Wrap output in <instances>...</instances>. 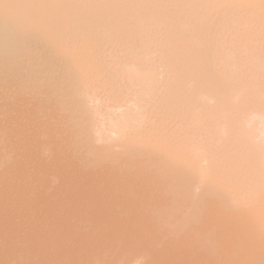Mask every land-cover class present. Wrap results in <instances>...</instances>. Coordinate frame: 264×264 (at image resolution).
I'll list each match as a JSON object with an SVG mask.
<instances>
[{
  "label": "rangeland",
  "instance_id": "374dc122",
  "mask_svg": "<svg viewBox=\"0 0 264 264\" xmlns=\"http://www.w3.org/2000/svg\"><path fill=\"white\" fill-rule=\"evenodd\" d=\"M0 2V161L7 158L6 162L3 160L5 164L1 162L2 167L0 164V264H117L118 259H121V264H124L125 261H130V264H151L155 261L156 264L157 262L158 264H179L181 262L183 264H212V262L213 264H264V189H261L262 187H264V173H261L264 172V160L263 162L262 160H260L264 158V152L263 154L260 153L261 151H263L262 146L260 147L259 144L254 140H248L252 138H247L246 140V136H244V133H241V131H243V128L241 129V127L246 117L254 116L257 120L260 115L264 116V33L260 27H257L249 21H245L242 25H236L229 28L228 26H226V23H223L221 18L218 17L215 13L207 12L201 6L199 0H0ZM4 31L6 32V34ZM91 47L92 49H90ZM50 49L51 51H49ZM105 58H107L108 60ZM138 58H148L151 60H155L156 63L160 62L163 68V75L161 77H158L159 79L156 83L158 87L154 88L153 91L152 89L149 90L150 94L145 93L143 91V88H140V91L142 90V92L145 94L141 96V101L139 100L143 105L144 101L142 100H145V105L144 107L142 105V108L143 110L146 109V111H143L144 114L143 112L141 113L143 114V121L141 122H144V125L140 123L141 125H136L133 127L134 129H136L135 127L137 126L140 128H138L137 130L140 137L136 136L137 134L135 133H138L136 132V130L134 131V134H132V131L134 130L132 127H130L131 130L130 128H128L129 130L127 129L125 136H122L123 134H120L122 136L121 139L119 138V140H122L121 142L117 140L118 137H120L119 134H117L119 135L116 136L117 138L115 137V141H117L115 142L114 136L116 134L110 133L109 136H106V138L109 137L108 140L105 139V136L103 138V140L105 139V141H109V148L113 147L112 149L110 148L108 150V148L105 147L107 142L106 144L104 143V145L102 143L96 142L97 140L95 139L96 135L94 134L96 129L102 126L100 125V122L98 123L99 119L96 115V113L98 112L96 106L98 107V110L100 109V111L102 112V109H105L101 106L106 105L108 108V110L106 111L108 114H110L113 111L110 108H114L115 106L117 107L116 104H118V107H121L122 105H125L123 103H127L125 102L127 101L125 100L126 97L127 99H129L131 96H127V88L125 89V85L126 83H130L128 84L130 86H126L128 88L132 85L130 80H128V82H124V78L126 77L125 75H128L129 77V74L124 70L126 69L125 67L129 59L136 60ZM90 63L94 64H92L91 66ZM125 72L127 74L124 75ZM86 74L89 75L86 76ZM93 74L94 76H92ZM90 77L92 78L90 79ZM128 77L126 78L128 79ZM86 79L90 81H87ZM75 80L78 83H76ZM84 85H88V88L90 86V90H88V88ZM81 87L85 90L82 91L83 89ZM79 90L82 91V93H80ZM129 90H131V88L128 89L127 92ZM85 91L86 94L89 91V96L88 94L86 95L85 93H83ZM76 92H79L82 95H79L78 93V95L76 96ZM142 92H139V94ZM91 93L92 95L95 94V97L92 96L93 98L96 99L98 97V102L101 99V102L105 100V102L107 101V104H105L104 102V105L100 102L102 105H96L95 103L97 102L90 97ZM30 98L35 99L31 100ZM66 98L68 99L65 100ZM83 98H87V100H84ZM138 98H140V96ZM89 99L90 101L93 100L95 102L93 103L96 106H93L94 104L92 103H88ZM86 101L88 104H90L89 108H87L88 106L84 105ZM74 103L76 104L74 105ZM93 111L96 113H94ZM112 113L115 114V111H113ZM225 113H228L229 115H227L229 117H227V115L225 117ZM83 114L86 115L82 116ZM118 116H120V114H118ZM198 116L200 118H196ZM163 118L164 120H162ZM195 118L196 120H202V123L199 122L202 125L197 124L199 126H196L195 123L197 122L194 121ZM219 124H231L229 125V127L227 126L225 128H231L232 130L226 129V132L224 134H221L222 136H224L229 131L226 135V137H228L227 140H229L226 141V143H230L233 140L232 138H236V142H238L242 147H244V145H241V143L245 144V148H238L239 144L235 141H233L235 142V144H233V142L232 145L231 143L229 144V149L230 146H234L233 148H231L230 150L228 148H225L226 145L228 147V143L226 144L224 142V139L220 140L222 136L219 135V140H217L219 138L218 136L217 138H215L217 129H211L212 131H210L209 129V127L213 128L215 125H218L217 127H219ZM1 126H3V128ZM142 126L144 127L145 133L142 130ZM141 131H143V135H147L148 133L151 134L152 132L154 133L151 134V136L153 137L149 139L150 141H147L148 138L145 135L144 136L147 138V140H143L145 139V137L142 138V134L140 133ZM43 132L46 135H44ZM160 132L163 133L160 135ZM230 132H233L232 134L235 133V136H231ZM39 133L40 135H43L42 137H45L43 138V141L42 137L39 136ZM127 133L129 134L127 135ZM201 133L202 136L200 139L207 136V140L204 138L203 140H206L208 144L209 142H211L210 138L212 139V137L216 139L215 140L213 138L212 143L215 141L217 143V141H219L218 143L220 144V141L224 140V145L222 146V148H225V150H223L221 149V147H219V151L217 150L215 152H211V161L209 160L208 163H212L213 168H211L210 165L207 164L212 170H208L207 168L205 171H208L207 173L210 174V179L213 176L216 177L211 181L209 179V175L208 177L205 176L204 182H208L209 180V184L206 183L204 188H202L204 186V184L202 183L204 182L201 183L199 176V173H201L200 170L202 169L201 166H196L197 170H199V172H197V170H192L193 165H190V169L188 163V165H183L185 164L184 162L179 164V160L184 161L183 159L186 158H184L185 155H182L183 159H181L182 157L179 158V156H181V151L185 150L186 147V142H183V140H186L190 143L191 140L196 137L195 135H201ZM237 133L238 135H240L241 133V139L239 138V136H237ZM75 134L77 135L75 136ZM203 134L206 135L204 136ZM149 135L147 136L151 137ZM166 135H168V137L169 135H171V139H169L170 137L168 138ZM46 138L48 139V141L50 140V143L46 140ZM129 138H131L132 141L129 140ZM87 139H89V142L92 144H90ZM125 139L127 140L128 146L123 143L126 142ZM167 139V143L169 142V145L164 142ZM257 140L259 141V139ZM79 141H82L83 144L82 142L79 143ZM178 141L185 147L180 145ZM118 142L122 144L120 145ZM138 142L140 145L136 144ZM171 142L175 144H172ZM93 143L95 144V146L93 145ZM112 143L114 146L111 145ZM116 143L121 146V149L119 148L120 146L116 147ZM216 143L214 144L216 145ZM164 144H167V147ZM219 144H217L215 147H218ZM256 144L258 146H256ZM101 145H104L105 151H99L102 148L100 147ZM122 145L124 146V148ZM92 146H94L95 149ZM208 146L210 147V145ZM43 147H46L47 149H44ZM85 147L87 149V151L85 150L86 153H84ZM236 147L237 150H240L242 154H237L239 153V151L237 150V153H234L235 150L233 151V149H236ZM255 147L257 149L260 147V149L256 150ZM81 148L83 149V151ZM132 148L134 149L132 150ZM169 148H171V150ZM190 148L188 147L186 149L187 152L188 150H190L188 152V155H190L192 151V149ZM212 148L215 150L218 149L214 148V145L213 147H211V149ZM48 149H50V152ZM245 149H248V152ZM78 150L83 153H80ZM106 150L108 152L106 155H104L106 153ZM210 150H208L209 153ZM220 150L224 153L226 151L233 153H226L230 158H227L226 156L225 159V154L222 155L223 153H221ZM96 151H99V153L101 154H98ZM117 151H119L120 153V158H116V156L119 155L116 154L118 153ZM120 151L124 153L126 151L128 152H126V154H123ZM94 152H96L97 155L93 156L92 153ZM102 152H104V154H102ZM76 153H80V155H83L80 156ZM89 153L92 155H89ZM175 153L178 154L177 159L179 158V160L175 159ZM216 153H218V155ZM86 154L91 157H89L90 159H88V161L86 158ZM121 154L123 156H121ZM182 154L185 153L182 152ZM64 155H67L66 157H68L69 155V157H63ZM75 155H77V158ZM102 155L104 156L102 157ZM5 156L7 157L5 158ZM9 156L10 159L8 160ZM172 156H174L175 158H172ZM71 157L73 158L70 159ZM78 157L82 160L81 162ZM82 157H84V159ZM96 157H100L102 159L99 158L93 160ZM165 157L166 159H164ZM169 157L170 160H174V163L177 160L176 163L174 164L172 160L171 165V162H169ZM62 158L65 161L61 160ZM36 159L39 161H37ZM116 159L117 161H119L118 163L116 162ZM10 160H12V163L10 162ZM60 160L62 163L60 162ZM207 160L205 162H207ZM7 161L9 165L7 164ZM89 161L92 163H90ZM51 162L54 163L52 164ZM66 162L68 164L70 163L69 167L71 169L67 166L68 164ZM83 162L86 163V169L88 170L89 168L88 171L85 169V166L82 167ZM88 162L93 167L89 165ZM56 163L58 166L56 165ZM50 164L52 166L51 170L49 169ZM166 165L168 167L170 165V167L168 168ZM198 165H203V163H200ZM207 165L204 164L202 167L205 168V166ZM80 166L82 168H80ZM39 167H43L45 169L42 168V170H40ZM66 167H68V169H66ZM60 168H62L63 171ZM98 169L100 170L98 171ZM170 169H172V171ZM193 169H195V166ZM70 170L72 171V173H76L77 177H74V175L76 174H72L71 172L68 173ZM78 170H81L82 173H79L80 171ZM126 170L128 173L126 172ZM186 170L188 171L186 172ZM86 171L88 172V175L86 174ZM161 171H165L163 172L164 176L161 175ZM190 171L192 172L190 173ZM242 171H244L245 173ZM93 172L98 173H96V175ZM246 172L249 174H246ZM49 173L53 174L52 177ZM55 173L58 175H55ZM83 173H85L84 175L86 178L83 176L85 180H89V183L87 181V184L84 185L83 183L85 187H83L81 182H84V178L82 177ZM139 173L140 175H138ZM68 174L70 176L72 174V178L80 179L81 177L82 179H80L81 181H77V179H74L75 183L77 182L75 186L67 185V188H75L77 186L75 189L73 188L75 191H73V189L71 188V190H67L70 193L66 191L64 192L63 187L65 186L66 190L67 180H69V183L72 180L69 179L70 177L68 178ZM166 174L169 175L167 176ZM179 174L183 176L180 177ZM94 175L95 177H93ZM132 175L134 176L133 178H131ZM191 175H194L195 177H192ZM257 175L259 177H257ZM53 176L56 177V181L51 179L53 178ZM60 176H62L63 178ZM65 177L68 178L66 181ZM150 177H157V182L154 181V178ZM147 178H150L151 180L154 179L152 181L153 183ZM161 178L164 180H162ZM182 178H184V180L186 181L185 184ZM43 179L45 180L43 181ZM90 179L95 180H93V182L96 183L95 186H93V183ZM131 179L133 180V183H131L130 185L125 183L126 181H129ZM62 180L65 181V184L61 186V184L63 183ZM167 180H170L171 182ZM181 180L183 181V183ZM57 181L59 183L60 181L62 182L60 183V186L57 185L59 184ZM189 181H196V183H201L199 184V187H202L197 190L198 186L196 185V183H190ZM43 182H45V186L43 185ZM79 182H81V184ZM158 182L159 184H156ZM176 182L179 183L176 184ZM49 183L50 186L48 185ZM150 183H155L156 185H151ZM258 183L260 184V188ZM90 184L94 189L90 187ZM72 185H74V183ZM251 185H253V187L255 185V190L251 187ZM27 186L30 189H28ZM88 186L89 188H87ZM206 186L207 188L210 187L211 190H209L208 188V191H205V193L204 190L207 189ZM212 186L214 189L212 188ZM81 187L87 188L90 194L86 189L83 190ZM162 187H165V189H163ZM59 188L63 195L64 193H68L67 197L70 194L68 198L74 197L72 198V200H75V202L70 200L71 202H69V205L67 206V197L65 196L66 194L64 195V197H66V204L64 206H66L67 208L66 210H63L64 214L66 215L67 212L72 213L69 215L70 217L66 215V220L63 219V216L65 218L63 211L60 212L63 214H61L62 219H58V217L60 218L57 213L59 210L58 208H60L62 204L59 205L60 207H58L57 203L60 204L61 202L60 196H62V202L64 198L63 195H60V190L58 191ZM97 188L100 190L99 194H96ZM174 189L175 191H173ZM222 189L227 190H224V192ZM247 189H249L250 191ZM257 189L258 191H256ZM76 190H78L80 194ZM89 190H91V192ZM252 190H254L255 192H253ZM108 191L110 193H108ZM195 191L199 193L196 194L200 196V203L194 199L192 201H196L197 204H199V206L197 207H202L199 208L200 211L199 209H197V211L193 210V212H197V215L200 214V217H196L197 219H194V222L192 218H194L193 215L196 213H193L189 216V214L192 212L188 211L190 209L187 210L189 206L192 207V204L194 202L192 204L190 203L189 205L187 204L190 201L189 199L195 198ZM259 191L262 192L258 195ZM74 192H76L75 195L78 200L75 198L73 194ZM86 192L88 193V200H85L86 196H83L84 199H81L83 198L81 195H87L84 194ZM241 192L246 194L247 200H249V198L253 196L254 193H256L258 196L254 195L249 203H245L244 200L246 196L244 194H241ZM182 193H184L185 197L188 200V203H186V200H184L185 198L181 196ZM77 194H79L81 197L78 198L79 195ZM114 194L116 197L114 196ZM178 195L181 198L177 197ZM186 195L194 196H190V198ZM201 196L204 198H202ZM238 196L241 197L242 200H240ZM38 198H41V201ZM42 198H44V200H42ZM53 198L55 199V202L56 198H58L59 200V202L56 203L57 209L55 205L52 204L54 203V200L52 201ZM201 199L205 201L203 202ZM76 200L77 202H79L76 203ZM82 200H85V204H83ZM172 200L174 201V203ZM183 200L184 205L181 204ZM42 201H45L46 203L49 202L50 204L48 203L47 205L45 203L46 206H44V202ZM209 201H211V203L213 204L210 205ZM220 202H222V204ZM80 204L83 205L81 206ZM177 204L180 205H178V208H175V206L177 207ZM73 205L79 206L77 207L78 210H75V212L74 209L77 208L73 209ZM85 205L86 207H84ZM170 205L172 208H170ZM182 205L184 207H186L187 205L186 209H182ZM212 205H215V209H213L214 207ZM80 206L82 208H80ZM69 207L73 209V212H71L72 209H70ZM195 207L196 206H194V208ZM217 207L219 208L216 209ZM68 208L70 210H68ZM106 209L108 210L106 211ZM149 209L151 210L148 211ZM258 209L260 210V212ZM175 210L179 212H176ZM217 210L220 213H218ZM65 211L67 212L65 213ZM153 211L156 213H154ZM163 211L166 212V217L165 212ZM213 211L220 216V220H222L223 222L218 221L219 216H216L217 214L213 213ZM244 211L246 212L242 215ZM236 212H239L241 215H238L239 213L236 214ZM117 213H122V215L120 216ZM138 213L141 215V217L143 216V221L141 220V217H139L140 215ZM175 213L177 214V216H181L177 218V216H175ZM185 213L189 214L185 215ZM253 213L254 215L256 214L255 216L257 217V220ZM115 214H117L118 217ZM131 214H135L136 216H131ZM168 214L171 216H169L170 218L167 217ZM211 214L213 216H211ZM248 214L252 216L250 217ZM152 216L154 219L152 218ZM161 216H163V218ZM187 216L191 218H188ZM229 216H233L231 217L232 219L234 217H237L235 218V220L233 219L235 223L229 222V219L232 220L231 218H229ZM253 216L255 217V219ZM258 216L260 219L258 218ZM115 217L119 220L115 219ZM132 217L135 221L132 219ZM158 217L161 218L158 219ZM215 217L217 220L215 223L216 225L212 223V225L215 226H209L211 224L210 221L215 222ZM241 217L242 219L245 218L244 220H242L243 222L240 221ZM145 218L148 219L146 220ZM166 218L169 220H167ZM171 218L173 219V221ZM182 218L183 220L185 218V220L182 221ZM251 218L252 220H249ZM162 219L164 223L161 222ZM223 219L226 220L224 221ZM144 220H146L147 222H144ZM164 220L167 221L165 222ZM236 220L240 221L241 224ZM246 220L248 222H245ZM136 221L140 222L138 223ZM156 221H158L159 224ZM207 222H209L210 224ZM217 222L219 226L217 225ZM244 223H246V225H244ZM185 224L189 225H187L186 227ZM234 224L235 226H238L235 227L236 229L233 226ZM126 225H128L129 228H127ZM146 225L149 227H146ZM239 225L243 228H239ZM143 226L144 228H142ZM249 226H251V229ZM178 227L182 228L180 229L182 230L181 234ZM247 227H249V230ZM159 228L161 229L159 230ZM168 228L170 230H168ZM187 228H189V230ZM233 228L236 230V232ZM177 231L179 232V235L177 234ZM244 232L247 233V235L249 234L248 237L246 234H244ZM200 233H202V236L205 235V238L199 235ZM172 234L173 236H171ZM210 234L211 236H208ZM239 234L244 235V237L242 238V235ZM107 235L109 236L107 237ZM250 235H254L252 236V238L254 239H249ZM180 236L182 237L180 238ZM214 236L216 240L214 239ZM174 237H176L177 239ZM208 237H210L211 239H209ZM168 238H174V240H169ZM192 238H196L199 241H196V244H199V249H202L203 253L202 250L194 249L197 246L195 244V241L192 243ZM187 239H189V242ZM246 239L249 241V245L247 244ZM203 240H207V242H204ZM239 240H241V242ZM250 240H254L255 244L253 242H250ZM160 242L161 246L158 245ZM190 242L192 244L189 245L188 243ZM211 242H213V245L211 244ZM256 242L259 244H256ZM170 243L173 244L171 245ZM186 243L188 245H186ZM202 245H204L208 249L204 248V246ZM210 245L213 248H217V250L215 248L213 249ZM256 245L258 246V248H255L257 247ZM192 246L194 248H192ZM241 246L243 248H241ZM247 246H249V249ZM185 247H187V249ZM188 247L189 250L191 248L192 250L189 251ZM210 247L214 250L213 254L210 253L212 252ZM246 248L248 249V251ZM250 249H253V251ZM206 250H209V252ZM194 251H197V256L195 255L196 252ZM215 251H217V253ZM147 254L150 256H147ZM162 254L165 256H163ZM210 254L213 256L211 257ZM157 256H160V258ZM190 256L192 257L191 260ZM199 256L203 257L204 260H206L202 261L201 259L200 261L201 257L199 258ZM205 256H207L208 258H205ZM171 257L172 260H170ZM174 257L176 258L173 259ZM210 259H212V261ZM214 259L216 261H214ZM126 262L125 264H128Z\"/></svg>",
  "mask_w": 264,
  "mask_h": 264
},
{
  "label": "bare ground",
  "instance_id": "6f19581e",
  "mask_svg": "<svg viewBox=\"0 0 264 264\" xmlns=\"http://www.w3.org/2000/svg\"><path fill=\"white\" fill-rule=\"evenodd\" d=\"M199 2H200V4H201V6H202L207 12H209V13H215L218 17H220L221 20L223 21V23H226V26H228L229 28H230V27H233V26H236V25H242L245 21H249L250 23L256 25L257 27H260V28L262 29L263 33H264V0H199ZM0 3H1V2H0ZM5 3H6V2H5ZM27 3H28V2H27ZM200 4H199V5H200ZM0 5H1V4H0ZM11 5H12V4H11ZM199 5H198V7H199ZM32 6H33V5H32ZM45 6H46V5H45ZM16 7H17V6H16ZM16 7H15V9H16ZM25 7H26V6H25ZM33 7H34V6H33ZM27 10H29V9H27ZM11 12H12V11H11ZM20 12H21V11H20ZM23 12H24V11H23ZM1 13H2V12H1ZM21 13H22V12H21ZM9 14H10V13H9ZM19 15H20V14H19ZM17 17H18V15H17ZM21 17H22V16H21ZM26 18H27V17H26ZM19 19H20V18H19ZM12 20H13V19H12ZM7 22H8V21H7ZM27 23H28V22H27ZM8 24H9V23H8ZM35 29H36V28H35ZM8 30H9V29H8ZM9 31H10V30H9ZM4 32H5V31H4ZM20 32H21V31H20ZM25 32H26V31H25ZM29 33H30V32H29ZM5 34H6V32H5ZM20 34H21V33H20ZM42 35H43V34H42ZM14 38H15V37H14ZM10 39H11V38H10ZM38 39H39V38H38ZM3 40H4V39H3ZM29 40H30V39H29ZM82 41H83V40H82ZM78 42H79V41H78ZM86 42H87V41H86ZM27 43H28V42H27ZM5 44H6V43H5ZM79 44H80V43H79ZM86 44H87V43H86ZM12 45H13V44H12ZM46 45H47V44H46ZM90 46H91V45H90ZM34 48H35V47H34ZM93 48H94V47H93ZM90 49H92V47H91ZM49 51H51V49H50ZM93 51H94V50H93ZM6 53H8V52H6ZM12 53H13V52H12ZM30 53H31V52H30ZM35 53H36V52H35ZM3 54H4V53H3ZM36 55H37V54H36ZM38 56H39V55H38ZM52 56H53V55H52ZM108 56H109V55H108ZM4 57H5V56H4ZM92 57H93V56H92ZM98 57H99V56H98ZM87 58H88V57H87ZM89 58H90V57H89ZM28 59H29V58H28ZM42 59H43V58H42ZM105 59H107V58H105ZM68 60H69V59H68ZM96 60H97V59H96ZM101 60H102V59H101ZM107 60H108V59H107ZM107 60H106V61H107ZM61 61H62V60H61ZM138 62H139V64H138ZM73 63H74V62H73ZM92 64H94V63H92ZM92 64L90 63L91 66H92ZM99 64H100V63H99ZM95 65H96V64H95ZM96 67H97V66H96ZM96 67H95V68H96ZM31 68H32V67H31ZM37 68H38V67H37ZM125 68H126V69H125L124 71H126V72L129 74L130 79H129L128 75H125V74H127V73L125 72L124 75H125L126 77H128V79L125 77V78H124V82H125V81L128 82V80H130L131 85H132L131 87L128 88V87H126V86H127L128 84H130V83H126V85H125V89L127 88V90H128V89L131 88V90L128 91L129 93H128L127 90H126L127 96H129V97L131 96V97H130L129 99H127V97L125 96V97H126L125 100H127V101H125V100H124V101L127 102V103H123V102H122L123 104H125V105H122V106H124V107H122V106H121V107H118V104H116L117 107H116L115 105H113V106H115V107H114V108H110L111 110L115 111V114L112 113L113 111H112L110 114H108L107 111H106V110H108V108H107V106L105 105V104H107V101L105 102V100H104L103 102H101V101H100L101 99H100L99 102H98V100H97L98 97H97L96 99L93 98L92 96H94L95 94L92 95V93H91V96H90V97H91L94 101H96L97 103H95L93 100L90 101V99H89L88 103H90V104H91V103H92V104L95 103V104L97 105V104H101V103L104 104V102H105V104H104L105 106H101L102 104L100 105L101 107H104L105 110L102 109V112L105 111L104 113H102V112L100 111V109L98 110V107H97L95 104L93 105V106H96V109H97L98 112H97L96 110H95V111H96L98 114H97L96 112H94V111H93V112L96 113V115H97V117H98V119H99L98 123L100 122V125H102L101 127L97 128L96 131H95V134H94V135H96V138H95V139L97 140V141L95 140L96 142H99V143H102V144H104V143L106 144L107 141H105V139L108 140V138H109V137L106 138V136H107V135L109 136L110 133H112V134H113V133L116 134V135L114 136V141H115V137H116V136H119L120 134H121V135L123 134L122 136H125V133L127 132V129H128V128H130V127L133 128L134 126H136V125H141V124L144 125V124H143L144 122L142 123L141 121H143V116H142V115L144 114L143 111H146V109L143 110V108H142V105H143V104H142V102H140V101H141V100H140V99H141V96H143V94H144V93L142 92V90L140 91V88H143V91H144L145 93L150 94V91H149V90L152 89V91H153L154 88L158 87L157 84H156V83L158 82V79H159L158 77H161V76L163 75V73H162V70H163V68H162V64H161L160 62L156 63L155 60H151V59H148V58H145V59H144V58H138V59H136V60H134V59H129V60H128V63H127V65H126ZM40 69H41V68H40ZM36 70H37V69H36ZM47 70H48V69H47ZM56 70H57V69H56ZM92 71H93V70H92ZM21 72H22V71H21ZM77 72H78V71H77ZM67 73H68V72H67ZM89 73H90V72H89ZM19 74H20V73H19ZM33 75H34V74H33ZM87 75H89V74H86V76H87ZM90 75H91V74H90ZM6 76H7V75H6ZM92 76H94V74H93ZM95 76H96V74H95ZM60 77H62V76H60ZM79 77H80V76H79ZM10 78H11V77H10ZM58 78H59V77H58ZM91 78H92V77H90V79H91ZM88 79H89V78H88ZM88 79H86V80H87V81H90V80H88ZM125 79H127V80H125ZM72 80H73V79H72ZM92 80H93V79H92ZM75 81H76V80H75ZM75 81H74V82H75ZM93 81H94V80H93ZM68 82H69V81H68ZM95 82H96V81H95ZM54 83H55V82H54ZM76 83H78V82L76 81ZM91 84H92V83H91ZM31 85H32V84H31ZM72 85H73V84H72ZM13 86H15V85H13ZM27 86H28V85H27ZM84 86H85V85H84ZM84 86H83V88H84ZM87 86H88V85H86L85 87H87ZM128 86H130V85H128ZM38 87H39V86H38ZM78 87H79V86H78ZM94 87H95V86H94ZM8 88H9V87H8ZM81 88H82V87H81ZM83 88H82V89H83ZM87 88H88V87H87ZM90 88H91V87L89 86L88 90H90ZM123 88H124V87H123ZM12 89H13V88H12ZM12 89H11V90H12ZM82 89H80V90H82ZM13 90H14V89H13ZM75 90H76V89H75ZM80 90H79V92L82 93V91H84L85 89H83L82 91H80ZM138 90H139V91H138ZM18 91H19V90H18ZM86 91H87V89H86ZM86 91L83 92V93L86 94ZM92 91H93V89H92ZM130 91H131V93H130ZM137 91H138V92H137ZM16 92H17V91H16ZM79 92H78V93H79ZM90 92H91V91H90ZM139 92H142V93H140L141 95L139 94ZM10 93H11V92H10ZM72 93H74V92H72ZM78 93H77V92L75 93L76 96L78 95ZM80 93H79V95H82V94H80ZM28 94H29V93H28ZM30 94H31V93H30ZM85 94H84V96H85ZM87 94H88V96H89V91H88ZM87 94H86V95H87ZM96 94H97V92H96ZM131 94H132V95H131ZM32 95H33V94H32ZM64 95H65V94H64ZM144 95H145V94H144ZM84 96H83V97H84ZM139 96H140V98H138ZM33 97H35V96H33ZM94 97H95V96H94ZM72 98H73V97H72ZM87 98H88V97H87ZM87 98H85V99L87 100ZM30 99L32 100L33 98H30ZM34 99H35V98H34ZM34 99H33V100H34ZM67 99H68V98H66L65 100H67ZM83 99H84V98H83ZM85 99H84V100H85ZM139 100H140V101H139ZM71 101H72V99H71ZM73 101H74V100H73ZM76 101H77V100H76ZM142 101H144V105H145V100H142ZM93 102H94V103H93ZM100 102H101V103H100ZM70 103H71V102H70ZM72 103H73V102H72ZM76 103H77V102H76ZM76 103H74V105H75ZM81 103H82V102H81ZM88 103H87V101H86V103L84 104V105L88 106L87 108L90 107V104H88ZM118 103H119V102H118ZM18 104H19V103H18ZM64 104H65V103H64ZM120 104H121V102H120ZM34 105H35V104H34ZM60 105H61V104H60ZM144 105H143V107H144ZM47 106H48V105H47ZM62 106H63V103H62ZM91 106H92V105H91ZM93 106H92V107H93ZM113 106H112V107H113ZM24 107H25V106H24ZM28 107H30V106H28ZM34 107H36V106H34ZM105 107H106V108H105ZM108 107H109V106H108ZM37 108H38V107H37ZM39 108H40V107H39ZM9 109H10V108H9ZM35 109H36V108H35ZM46 109H47V108H46ZM50 109H51V108H50ZM63 109H64V108H63ZM76 109H78V108H76ZM93 109H95V108H93ZM43 110H44V109H43ZM79 110H80V109H79ZM79 110H78V111H79ZM140 110H141V111H140ZM40 111H41V110H40ZM25 112H26V111H25ZM88 112H89V111H88ZM120 112H121V113H120ZM142 112H143V114H141ZM70 113H71V112H70ZM89 113H90V112H89ZM117 113L120 114V116H118ZM124 113H125V114H124ZM7 114H8V113H7ZM81 114H82V113H81ZM227 114H228V113H225V117H226ZM85 115H86V114H85ZM85 115L83 114L82 116H85ZM228 115H229V114H228ZM228 115H227V117H229ZM5 116H6V115H5ZM167 117H168V116H167ZM196 118H200V117L198 116V117H196ZM196 118L194 119V121L197 122V123L194 122V123L196 124V126L202 125L201 123H202L203 121H202V120H199V119L196 120ZM223 118H224V116H223ZM30 119H31V118H30ZM0 120H1V119H0ZM162 120H164V118H163ZM34 121H35V120H34ZM165 121H168V120H165ZM165 121H164V122H165ZM7 122H8V121H7ZM24 122H25V121H24ZM199 122H201V123H199ZM13 123H14V122H13ZM140 123H141V124H140ZM14 124H15V123H14ZM197 124H199V125H197ZM229 125H231V124H229ZM229 125H228V124H226V125L219 124V127H217L218 125H215L216 127H215V126H214V127L212 126L213 128L209 127V129H210V131H212L214 128L217 129V130H216V134H215V135H216L215 138H217V136H218L219 138H218L217 140H219V139H220V136H219V135L224 134V133L226 132V129H228V130H229V129L232 130L231 128H225V127H227V126L229 127ZM3 126H4V125H3ZM3 126H1V127L3 128ZM45 126H46V125H45ZM50 126H51V125H50ZM5 128H6V127H5ZM43 128H44V127H43ZM135 128H136V129L133 128L134 130L132 129V130H133V131H132V132H133L132 134H134V131H135V130H136V132H138L137 130H138L139 127L137 126V127H135ZM242 128H243V131H241V133H242V132L244 133V136H246V140H247V138H252V139H248V140H254L255 142H257V143L259 144L260 147L262 146V150H263V151H261V152L258 151V152H260V153L263 154V152H264V116H263V115H260L259 118H258L257 120L255 119L254 116L246 117V119H245V121H244V123H243L241 129H242ZM139 129H140V128H139ZM150 129H151V128H150ZM211 129H212V130H211ZM128 130H129V129H128ZM130 130H131V128H130ZM142 130L144 131V127H143V126H142ZM145 130H147V129H145ZM228 130H227V131H228ZM143 131H141L140 133L142 134ZM41 132H42V131H41ZM146 132H147V131H146ZM228 132H229V131H228ZM228 132H227V133H228ZM233 132H234V131H233ZM233 132H232V133H233ZM144 133H145V131H144ZM152 133H153V132H152ZM152 133H151V134H152ZM162 133H163V132H160V135H161ZM227 133H226V135H227ZM232 133L230 132V135H231V136H232V135L235 136V133H234V134H232ZM241 133H240V135H241ZM43 134H44V132H43ZM112 134H111V135H112ZM117 134H119V135H117ZM128 134H129V133H127V135H128ZM135 134H137V135H136L137 137L139 136V135H138L139 132H138V133H135ZM149 134H150V133H148L147 135H149ZM151 134H150L149 136H151ZM153 134H154V133H153ZM44 135H46V134H44ZM76 135H77V134H75V136H76ZM121 135H120V137H118L117 140H119V138L121 139V137H122ZM144 135H145V134H144ZM144 135L142 134V138L145 137V136L148 138V140H147V138L145 137V139H143V140H145V141H146V140H147V141H150L149 139H151V138L153 137V136L148 137L147 135H145V136H144ZM197 135H199V134H197ZM197 135H195L196 137L193 138V140H191L190 143L187 142L186 140H183V142H186V143H187V144L185 143L186 147H185L183 144H180V142H179L180 140L178 141L180 145H182L183 147H185V150L181 151V154H180L181 156H179V158L182 157L181 159H183V156L185 155L184 158H185V157H186V158L183 159L184 161L179 160V158L177 159V157H178V156H177V155H178L177 153H175V154H176V156H175L176 158H175L174 156H172V158H175V159L179 160V161H180L179 164H181V163L184 162L185 164H183V165H188V164H189V166H190V165H191V166L193 165L192 170H194V171L197 170L196 166H201L202 169L199 167V168L201 169L200 172H201V173L203 172V173H202V174L199 173V176H200V181H201V183H202V182L205 181V180H204V179H205V176L208 177V175H209V179H210V174L207 173L208 171L206 172L205 170H206L207 168H208V170H212L211 168H213V164L211 163V164H212V166H211V164H209L210 162L208 163V161H209L210 158H211V157H210L211 152H215V151H217V150L219 151V147H221V149H223V148H222V146L224 145L223 141L225 140L224 142L226 143V141H228L229 139L227 140L228 137H226V135H224L225 137L221 135V136L224 137V138L221 137L220 140H222V139H224V140H223V141H220V144H219V143H218L219 141H217V143H216V141L212 143V139L214 138V137H212V139L210 138L211 142H209V144H208V143L206 142V140H207L206 137H207V136H206L205 138L202 137V139H200L201 136H202V133H201V135H199V136H197ZM203 135H204V134H203ZM205 135H206V134H205ZM205 135H204V136H205ZM212 135H213V133H212ZM215 135H214V136H215ZM240 135H238V133H237V136H239V138H240ZM39 136L42 137L43 135H40V133H39ZM104 136H105V139L103 140ZM129 136H130V135H129ZM136 136H135V137H136ZM163 136H164V135H163ZM166 136L168 137V135H166ZM170 136H171V135H169V137H170ZM228 136H229V135H228ZM231 136H230V137H231ZM234 136H233V137H234ZM41 137H40V138H41ZM132 137H133V136H132ZM132 137H131V138H132ZM139 137H140V136H139ZM169 137H168V138H169ZM173 137H174V136H173ZM193 137H194V136H193ZM43 138H45V137H42V141H43ZM47 138H48V135H47ZM47 138H46V140L48 141ZM51 138H52V137H51ZM51 138H50V139H51ZM116 138H117V137H116ZM127 138H128V136H127ZM127 138H126V139H127ZM131 138H129V140H131ZM165 138H166V137H165ZM196 138H197V139H196ZM203 138L206 139V140H203ZM207 138H208V137H207ZM215 138H214V139H215ZM239 138H238V140H239ZM243 138H244V137H243ZM84 139H85V138H84ZM111 139H112V138H111ZM126 139H125L126 142H123V143H125L126 146H128V145H127L128 143H127V140H126ZM138 139H139V138H138ZM169 139H171V137H170ZM174 139H175V138H174ZM195 139H196V140H195ZM232 139H233L232 142H233V141L236 142V140H235L236 138H232ZM240 139H241V138H240ZM257 139H259V141H258ZM38 140H39V139H38ZM40 140H41V139H40ZM44 140H45V139H44ZM82 140H83V139H82ZM87 140H88V142H89V139H87ZM90 140H91V139H90ZM133 140H135V139H133ZM176 140H177V139H176ZM181 140H182V139H181ZM215 140H216V139H215ZM238 140H237V141H238ZM246 140H245V141H246ZM49 141H50V140H49ZM49 141H48V142H49ZM83 141H84V140H83ZM111 141H112V140H111ZM121 141H122V140H119V142H121ZM131 141H132V140H131ZM137 141H138V140H137ZM145 141H144V142H145ZM167 141H168V139H167L166 141H164V142L167 143ZM172 141H173V139H172ZM230 141H231V139H230ZM243 141H244V140H243ZM243 141H242V142H243ZM48 142H47V143H48ZM81 142H82V141H81ZM81 142L79 141V143H81ZM84 142H85V141H84ZM108 142H109V141H108ZM108 142H107V144H108ZM115 142H117V141H115ZM115 142H114V143H115ZM119 142H118V143H119ZM144 142H143V143H144ZM152 142H154V141H152ZM152 142H151V143H152ZM232 142H230L231 145H232ZM235 142H233V144H235ZM246 142H247V141H246ZM246 142H245V143H246ZM251 142H252V141H251ZM49 143H50V142H49ZM49 143H48V144H49ZM89 143H90V142H89ZM89 143H87V144H89ZM151 143H150V144H151ZM157 143H158V142H157ZM168 143H169V142H168ZM168 143H167V144H168ZM171 143H172V142H171ZM211 143H212V145H211ZM214 143H216V145L219 144V146H218V147H215L216 145H215ZM222 143H223V144H222ZM227 143H228V142H227ZM227 143H226V144H227ZM230 143H228V147H227V145L225 144V145H226L225 148H228V149H229V144H230ZM236 143H238V142H236ZM243 143H244V142H243ZM248 143H249V142H248ZM51 144H52V143H51ZM82 144H83V142H82ZM90 144H92V143H90ZM105 144H104V145H105ZM107 144H106L105 147L108 148V150H109L110 148H111V149L113 148V147H110V148H109L110 143H109L108 145H107ZM116 144H117V143H116ZM119 144H120V143H119ZM119 144H117L116 147H119L122 143H121L120 145H119ZM136 144L140 145L139 142L136 143ZM167 144H166V145H167ZM172 144H175V143H172ZM179 144H178V145H179ZM221 144H222V145H221ZM238 144H239V143H238ZM253 144H255V143H253ZM46 145H47V144H46ZM60 145H61V144H60ZM65 145H66V144H65ZM93 145L95 146L94 143H93ZM104 145H103V146H102V145L100 146V147H102V148H101L99 151H103V150L105 151V147H104ZM111 145L114 146L113 143H112ZM159 145H160V144H159ZM164 145H165V144H164ZM166 145H165V146H166ZM168 145H169V144H168ZM187 145H188V146H187ZM208 145H210V147H209ZM213 145H214V148H218V149L215 150V149L212 148V149H213V150H212L211 147H213ZM241 145H244V147L240 146V144H239V145H238V148L241 147V149H242V148L244 149V148H245V144H242V143H241ZM40 146H43V145H40ZM94 146H92V147H94ZM122 146H123V145H122ZM126 146H125V147H126ZM133 146H135V145H133ZM133 146H131V147H133ZM153 146H154V145H153ZM157 146H158V145H157ZM172 146H173V145H172ZM190 146H191V148H190ZM235 146H236V145H235ZM246 146H247V145H246ZM256 146H258V145L256 144ZM46 147H47V146H46ZM46 147H43V148H44V149H47ZM52 147H53V146H52ZM68 147H69V146H68ZM77 147H78V146H77ZM77 147H76V148H77ZM86 147H87V146H86ZM86 147L84 148V151H85V150L87 151ZM154 147H155V146H154ZM166 147H167V146H166ZM166 147H165V148H166ZM188 147H189L190 149H192L190 155H188V152H189L190 150H188V152L186 151V149H187ZM233 147H234V146H233ZM233 147L230 146V149L233 148ZM247 147H248V146H247ZM260 147H259L258 149H257L256 147H255V148H256V150H259ZM82 148H83V147H82ZM82 148H81V149H82ZM119 148L121 149V146H120ZM123 148H124V146H123ZM128 148H129V147H128ZM136 148H137V147H136ZM138 148H139V146H138ZM138 148H137V149H138ZM161 148H162V147H161ZM180 148H181V147H180ZM209 148H210L212 151H211ZM225 148H224L223 150H225ZM50 149H51V148H50ZM50 149H48L49 152H50ZM94 149H95V147H94ZM96 149H97V148H96ZM120 149H118V150H120ZM133 149H134V148H132V150H133ZM157 149H158V147H157ZM159 149H160V148H159ZM169 149L171 150V148H169ZM173 149H174V148H173ZM230 149H229V150H230ZM248 149H249V148H248ZM248 149H245V150L247 151ZM72 150H73V149H72ZM113 150H114V149H113ZM123 150H124V149H123ZM123 150H121V151H123ZM208 150H210V153H209ZM234 150H235V151H234ZM236 150H237V147H236V149H233L234 153H237ZM78 151H79V150H78ZM82 151H83V149H82ZM86 151H85L84 153H86ZM99 151H96V152H97L98 154H101V153H99ZM110 151H111V150H110ZM121 151H120V152H121ZM185 151L187 152V155H186V152H185ZM237 151H239V153H237V154H242V153L240 152V150H237ZM241 151H242V150H241ZM246 151H243V152H246ZM37 152H38V151H37ZM52 152H53V151H52ZM52 152H51V153H52ZM79 152H80V153H83V152H81V151H79ZM96 152H94V153H96ZM107 152H108V151L106 150V153L104 154V152H102V154L106 155ZM112 152H113V151H112ZM112 152H110V153H112ZM117 152H118V153H116V154H119V155H118V156L114 155V156H116V158H117V157L120 158V153H119V151H117ZM126 152H128V151H126ZM126 152H125V153H124V152H121V153L126 154ZM131 152H132V151H131ZM134 152H135V151H134ZM167 152H169V151H167ZM170 152H171V151H170ZM172 152H173V151H172ZM182 152H184L185 154H182ZM220 152L223 153L222 155L225 154V156H224L225 159H226V156H227V158H230V157H228V155H227L226 153H230V154L233 153V152H229V151H228V152L226 151V152L224 153V152L221 151V150H220ZM247 152H248V151H247ZM38 153H39V152H38ZM41 153H42V152H41ZM44 153H45V152H44ZM53 153H54V152H53ZM80 153H79V154L76 153V154H77V155H80ZM94 153H92L93 156H94V155H97V153H96V154H94ZM206 153H207V154H206ZM221 153H220V156H221ZM260 153H259V154H260ZM45 154H46V153H45ZM73 154H74V153H73ZM92 154L89 153V155H92ZM127 154H129V153H127ZM130 154H131V153H130ZM132 154H134V153H132ZM216 154L218 155V153H216ZM230 154H229V155H230ZM244 154H246V153H244ZM40 155H41V154H40ZM61 155H62V154H61ZM71 155H72V152H71ZM77 155H75L76 158H77ZM82 155H83V154H81L80 156H82ZM86 155H87V154H86ZM86 155H85V156H86ZM104 155H102V157H103ZM182 155H183V156H182ZM260 155H261V154H260ZM7 156H8V155H7ZM7 156H5V158H6ZM46 156H47V155H46ZM59 156H60V155H59ZM66 156H67V155H66ZM66 156L64 155L63 157H66ZM75 156H74V157H75ZM93 156H92V157H93ZM121 156H123V155L121 154ZM168 156H169V155H168ZM187 156L189 157V162H188V157H187ZM261 156H262V155H261ZM36 157H37V156H36ZM53 157H54V155H53ZM68 157H69V155H68ZM68 157H66V158H68ZM89 157H90V156H88V155L86 156L87 161H88V159L91 158V157H90V158H89ZM100 157H101V155H100ZM100 157H99V158H100ZM109 157H110V155H109ZM208 157H209V158H208ZM234 157H235V155H234ZM262 157H263V156H262ZM40 158H41V157H40ZM72 158H73V157H71L70 159H72ZM78 158H79V157H78ZM82 158L84 159V157H82ZM99 158L96 157V158H94V159L92 158V159L95 160V159H99ZM207 158H208V160H207ZM218 158H219V157H218ZM222 158H223V156H222ZM247 158H249V157H247ZM6 159H7V158H6ZM6 159H5V160L3 159V160L6 162ZM9 159H10V156L8 157V160H9ZM54 159H55V158H54ZM56 159H57V158H56ZM64 159H65V158H64ZM100 159H102V158H100ZM112 159H113V158H112ZM164 159H166V157H165ZM237 159H238V158H237ZM3 160L0 161V164H1V162H2L3 164H5V163L3 162ZM36 160H37V159H36ZM44 160H45V159H44ZM49 160H50V159H49ZM61 160H63V158H62ZM61 160H60V162H61ZM79 160H80V162L82 161L80 158H79ZM93 160H91V161H93ZM108 160H110V159H108ZM172 160H173V159L170 160V157H169V162H171V165H172ZM177 160H176V161H177ZM185 160H187V161H185ZM206 160H207V162H205ZM212 160H214V159H212ZM260 160H262V162H263L264 158H263V159H260ZM11 161H12V160H10V162H11ZM37 161H39V160H37ZM51 161H52V158H51ZM63 161H65V160H63ZM67 161H68V159H67ZM74 161H75V160H74ZM77 161H78V160H77ZM85 161H86V160H85ZM166 161H167V160H166ZM166 161H165V162H166ZM176 161H175V163H176ZM179 161H178V162H179ZM210 161H211V160H210ZM215 161H218V160H215ZM236 161H237V160H236ZM14 162H15V161H14ZM43 162H44V161H43ZM49 162H50V161H49ZM89 162H90V161H89ZM89 162H88V163H89ZM93 162H95V161H93ZM116 162L118 163L119 161H117V159H116ZM167 162H168V161H167ZM223 162H224V161H223ZM227 162H230V161H227ZM232 162H233V161H232ZM234 162H235V161H234ZM244 162H245V161H244ZM246 162H247V161H246ZM259 162H260V161H259ZM11 163H12V162H11ZM51 163H52V162H51ZM53 163H54V162H53ZM53 163H52V164H53ZM61 163H62V162H61ZM66 163H67V162H66ZM84 163H85V162H83V166H82V167H84V166L86 165V163H85V164H84ZM90 163H92V162H90ZM90 163H89V165H91ZM113 163H114V162H113ZM173 163H174V160H173ZM175 163H174V164H175ZM187 163H188V164H187ZM200 163H203V165H204V164H205V165L209 164L211 168H209L208 165L205 166V168H204V167H202L203 165H198V164H200ZM235 163H236V162H235ZM7 164H8V161H7ZM58 164H59V163H58ZM67 164H68V163H67ZM67 164H66V165H67ZM69 164H70V163H69ZM69 164L67 165L68 167H69ZM77 164H78V163H77ZM77 164H76V165H77ZM167 164H168V163H167ZM225 164H226V163H225ZM8 165H9V164H8ZM56 165H57V163H56ZM56 165H53V166H56ZM66 165H65V166H66ZM78 165H79V164H78ZM94 165H95V164H94ZM98 165H99V164H98ZM98 165H97V167H98ZM119 165H120V163H119ZM164 165H165V164H164ZM176 165H177V164H176ZM11 166H12V164H11ZM41 166H43V165H41ZM41 166H40V167H41ZM57 166H58V165H57ZM70 166H71V165H70ZM87 166H88V164H87ZM91 166H92V165H91ZM91 166H90V168H91ZM123 166H124V165H123ZM166 166H167V165H166ZM191 166H190V169H191ZM194 166H195V169H193ZM215 166H216V165H215ZM215 166H214V167H215ZM1 167H2V164H1ZM9 167H10V166H9ZM40 167H39V168H40ZM48 167H49V166H48ZM51 167H52V166H51V164H50V168H49L50 170H51ZM61 167H62V166H61ZM68 167H66V169H68ZM71 167H72V166H71ZM82 167L80 166V168H82ZM92 167H93V166H92ZM99 167H100V166H99ZM167 167H168V166H167ZM169 167H170V165H169ZM169 167H168V168H169ZM181 167H182V166H181ZM42 168H43V167H42ZM42 168H40V170H42ZM46 168H47V167H46ZM62 168H63V167H62ZM62 168H60V169H62ZM69 168H70V167H69ZM75 168H76V167H75ZM75 168H74V169H75ZM101 168H102V167H101ZM179 168H180V166H179ZM215 168H216V167H215ZM238 168H239V167H238ZM11 169H12V168H11ZM36 169H37V168H36ZM43 169H45V168H43ZM63 169H64V168H63ZM63 169H62V171H63ZM70 169H71V168H70ZM83 169H84V168H83ZM85 169H86V166H85ZM102 169H103V168H102ZM112 169H113V168H112ZM164 169H165V168H164ZM183 169H184V167H183ZM187 169H188V168H187ZM203 169H204V170H203ZM239 169H240V168H239ZM244 169H245V168H244ZM247 169H248V168H247ZM254 169H255V168H254ZM7 170H8V169H7ZM7 170H6V171H7ZM47 170H48V169H47ZM86 170H87V169H86ZM88 170H89V168H88ZM88 170H87V171H88ZM99 170H100V169H98V171H99ZM170 170L172 171V169H170ZM173 170H174V169H173ZM175 170H177V169H175ZM178 170H180V169H178ZM181 170H182V169H181ZM248 170H249V169H248ZM263 170H264V169H263ZM6 171H5V173H6ZM44 171H45V170H44ZM53 171H55V170H53ZM67 171H68V170H67ZM72 171H73V169H72ZM72 171L70 170L68 173H70V172L72 173ZM78 171H80L79 173H82L81 170H78ZM87 171H86V174L88 175V172H87ZM92 171H95V170H92ZM159 171H160V170H159ZM187 171H188V170H186V172H187ZM245 171H247V170H245ZM51 172H52V171H51ZM56 172H57V170H56ZM83 172H84V171H83ZM126 172H127V170H126ZM161 172H162V171H161ZM163 172H165V171H163ZM163 172H162L161 175L164 176ZM175 172H176V171H175ZM191 172H192V171H190V173H191ZM197 172H199V170H197ZM209 172H211V171H209ZM213 172H214V171H213ZM242 172H244V171H242ZM248 172H249V171H248ZM253 172H254V170H253ZM259 172H260V171H259ZM28 173H29V171H28ZM37 173H38V172H37ZM45 173H46V172H45ZM52 173H53V172H52ZM77 173H78V172H77ZM93 173H95V172H93ZM96 173H98V172H96ZM96 173H95V174H96ZM124 173H125V172H124ZM127 173H128V172H127ZM166 173H167V172H166ZM205 173H206L207 175H206ZM219 173H220V172H219ZM219 173H217V174H219ZM230 173H231V172H230ZM235 173H236V172H235ZM237 173H238V172H237ZM244 173H245V172H244ZM261 173H264V172H261ZM49 174H50V173H49ZM53 174H54V173H53ZM53 174H50L51 177H52ZM72 174H76V173H72ZM72 174H71V176H73ZM84 174H85V173H83L82 177H83V176L85 177ZM155 174H156V173H155ZM173 174H175V173H173ZM181 174H182V173H181ZM183 174H184V173H183ZM193 174H194V172H193ZM214 174H215V173H214ZM227 174H229V173H227ZM246 174H249V173L246 172ZM246 174H245V175H246ZM251 174H252V173H251ZM43 175H44V174H43ZM46 175H48V174H46ZM50 175H49V176H50ZM55 175H58V174L55 173ZM68 175H69V174H68ZM96 175H97V174H96ZM138 175H140V173H139ZM158 175H160V174H158ZM166 175H167V174H166ZM168 175H169V174H168ZM168 175H167V176H168ZM177 175H178V174H177ZM179 175H180V174H179ZM184 175H185V174H184ZM189 175H190V174H189ZM195 175H196V174H195ZM212 175H213V174H212ZM234 175H235V174H234ZM255 175H256V174H255ZM62 176H63V175H62ZM62 176H60V177H62ZM65 176H66V175H65ZM71 176H70V175L68 176V178L70 177L69 179H72V180L70 181V183H69V180H67L68 178L65 177V178H66L65 181L67 180V182H66L67 184H66V190H65V186H63V187H64V192H65V191L68 192L69 190H71V189L74 188V187H73V188L70 187L71 189H70V188H67V185L75 186L76 183H77V182L75 183V180H76L77 178L75 179V178H72ZM79 176H80V175H79ZM79 176H78V177H79ZM99 176H100V175H99ZM99 176H98V177H99ZM107 176H108V175H107ZM163 176H162V178H163ZM182 176H183V175H180V177H182ZM186 176H187V175H186ZM186 176H184V177H186ZM191 176L193 177L194 175H191ZM199 176H197V177H199ZM74 177H77V174L74 175ZM84 177H83V178H84ZM93 177H95V175H94ZM103 177H104V176H103ZM133 177H134V176L132 175L131 178H133ZM138 177H139V176H138ZM194 177H195V176H194ZM215 177H216V176H215ZM215 177L213 176L210 180L212 181V179L215 178ZM233 177H234V176H233ZM236 177H237V176H236ZM257 177H259V176L257 175ZM260 177H261V176H260ZM57 178H58V177H57ZM62 178H63V177H62ZM62 178H60V179H62ZM85 178H86V177H85ZM85 178H84V182L81 181V180H82L81 177H80L81 180H80V179H77V181L80 180V181L82 182V185H83V183H84V185H85V184H87V182L89 181V180L87 181V179L85 180ZM87 178H88V177H87ZM150 178H154V177H150ZM150 178H147V179H149V180L152 182L154 179H155L154 181H156V178H157V177H155L153 180H151ZM162 178H161V179H162ZM165 178H166V177H165ZM167 178H168V177H167ZM175 178H176V176H175ZM188 178H189V177H188ZM190 178H191V177H190ZM262 178H263V177H262ZM32 179H33V178H32ZM46 179H47V178H46ZM51 179H53V180L56 181V177H55V176H53V178H51ZM74 179H75V180H74ZM128 179H130V178H128ZM168 179H169V178H168ZM170 179H171V178H170ZM182 179L184 180V178H182ZM195 179H196V178H195ZM223 179H224V178H223ZM223 179H222V180H223ZM44 180H45V179H43V181H44ZM47 180H48V179H47ZM57 180H58V179H57ZM73 180H74V181H73ZM90 180H91V179H90ZM93 180H94V179H93ZM93 180H91V182L93 183V186H95L96 183H94ZM107 180H108V179H107ZM114 180H116V179H114ZM118 180H119V179H118ZM144 180H145V178H144ZM157 180H158V179H157ZM162 180H164V179H162ZM188 180H190V179H188ZM216 180H217V179H216ZM263 180H264V178H263ZM65 181L62 180L63 183L60 181V183H62L61 186H62L63 184H65ZM86 181H87V182H86ZM94 181H95V180H94ZM97 181H98V180H97ZM159 181H160V177H159ZM167 181H170V180H167ZM172 181H173V180H172ZM179 181H180V180H179ZM181 181H182V180H181ZM214 181H215V180H214ZM235 181H236V180H235ZM257 181H258V179H257ZM28 182H29V181H28ZM46 182H47V181H46ZM52 182H53V181H52ZM57 182H58V181H57ZM81 182H79V183L81 184ZM85 182H86V183H85ZM91 182H90V183H91ZM100 182H102V181H100ZM100 182H99V183H100ZM156 182H157V181H156ZM170 182H171V181H170ZM185 182H186V181L184 180V184H185ZM189 182H190V181H189ZM191 182H192V183H193V182L196 183V181H191ZM191 182H190V183H191ZM225 182H226V181H225ZM229 182H230V181H229ZM260 182H261V181H260ZM260 182H259V183H260ZM58 183H59V182H58ZM60 183H59V184H57V183H53V184H57V185L60 186ZM68 183H69V184H68ZM71 183H72V184L74 183V185H72ZM88 183H89V182H88ZM92 183H91V184H92ZM99 183H98V184H99ZM125 183H127V184L130 185L131 183H133V180L131 179V180H129V181H126ZM148 183H149V181H148ZM152 183H153V182H152ZM152 183H150V184H151V185L159 184V182L156 183V184H155V183L152 184ZM173 183H174V182H173ZM178 183H179V182H176V184H178ZM182 183H183V181H182ZM187 183H188V182H187ZM201 183H196V185L198 186V187H197V190H199V188L202 187V186L199 187V184H201ZM206 183L209 184V180H208V182L206 181V182L202 183V184H204V186H203L202 188L205 187ZM259 183H258V184H259ZM44 184H45V182H43V185H44ZM91 184H90V185H91ZM102 184H103V183H102ZM105 184H106V183H105ZM110 184H111V183H110ZM169 184H170V183H169ZM169 184H168V185H169ZM176 184H174V185H176ZM208 184H207V186H208ZM211 184H212V183H211ZM213 184H214V183H213ZM216 184H217V183H216ZM220 184H221V183H220ZM248 184H249V183H248ZM29 185H30V184H29ZM40 185H41V184H40ZM45 185H46V184H45ZM45 185H44V186H45ZM48 185L50 186V183H49ZM77 185H78V184H77ZM84 185H83V187H85ZM115 185H116V184H115ZM133 185H135V184H133ZM136 185H137V184H136ZM160 185H161V184H160ZM190 185H191V184H190ZM192 185H193V184H192ZM194 185H195V184H194ZM217 185H218V184H217ZM232 185H233V183H232ZM243 185H244V184H243ZM256 185H257V184H256ZM263 185H264V184H263ZM35 186H36V185H35ZM38 186H39V185H38ZM123 186H124V185H123ZM176 186H178V185H176ZM182 186H183V185H182ZM207 186H206V188H207ZM234 186H235V185H234ZM245 186H246V185H245ZM245 186H244V188H245ZM247 186H248V185H247ZM27 187H28V186H27ZM68 187H69V186H68ZM76 187H77V186H76ZM76 187H75V188H76ZM90 187L93 188L92 185H91ZM114 187H115V186H114ZM125 187H126V186H125ZM146 187H147V186H146ZM150 187H151V186H150ZM226 187H227V186H226ZM242 187H243V186H242ZM251 187L254 188V190H255V188H256L255 185H254V187H253V185H251ZM261 187H262V186H261ZM46 188H47V187H46ZM48 188H49V187H48ZM53 188H54V187H53ZM55 188H56V187H55ZM75 188H74V189H75ZM81 188H82V187H81ZM81 188H80V189H81ZM87 188H89V186H88ZM87 188H82V189H83V190H85V189L87 190ZM153 188H154V187H153ZM162 188H163V187H162ZM162 188H161V189H162ZM167 188H168V186H167ZM174 188H175V187H174ZM185 188H187V187H185ZM185 188H184V189H185ZM189 188H190V187H189ZM189 188H188V190H189ZM208 188H209V190H211L210 187H208ZM208 188L205 189L204 192H205V191H208ZM212 188H213V186H212ZM249 188H250V187H249ZM259 188H260V184H259ZM28 189H30V188L28 187ZM74 189H73V191H75ZM93 189H94V188H93ZM112 189H113V188H112ZM163 189H165V187H164ZM172 189H173V188H172ZM176 189H177V188H176ZM190 189H191V188H190ZM195 189H196V188H195ZM195 189H194V190H195ZM213 189H214V188H213ZM215 189H216V188H215ZM230 189H232V188H230ZM261 189L263 190L264 187H262ZM59 190H60V188L58 189V191H59ZM67 190H68V191H67ZM98 190H99V189L97 188V189H96V194H99L100 190H99V191H98ZM166 190H167V189H166ZM170 190H171V189H170ZM219 190H220V189H219ZM222 190L224 191V190H227V189H222ZM236 190H237V189H236ZM236 190H235V191H236ZM247 190H249V189H247ZM247 190H246V191H247ZM254 190H252V191L255 192ZM76 191L78 192V190H76ZM79 191H80V190H79ZM89 191L91 192V190H89ZM173 191H175V189H174ZM180 191H181V190H180ZM238 191H239V190H238ZM249 191H250V190H249ZM256 191H258V189H257ZM45 192H46V191H45ZM64 192H63V193H64ZM81 192H83V191H81ZM84 192H85V191H84ZM87 192H88V190H87ZM87 192L84 193V194H87V195H81L82 197H83V196H84V197L86 196V199H85V200H88V199H87V198H88L87 196H88V193H89V192H88V193H87ZM151 192H152V191H151ZM161 192H162V191H161ZM163 192H164V190H163ZM178 192H179V189H178ZM191 192H192V191H191ZM211 192H212V191H211ZM218 192H220V191H218ZM224 192H225V191H224ZM227 192H228V191H227ZM239 192H240V191H239ZM253 192H251V193H253ZM261 192H262V191H259V192H258V195H259V193H261ZM60 193H61V190H60ZM68 193H70V192H68ZM68 193H67V194H68ZM75 193H76V192H74L73 194H74L75 198L77 199ZM78 193L80 194V192H78ZM92 193H93V192H92ZM108 193H110V192L108 191ZM147 193H148V192H147ZM156 193H157V192H156ZM167 193H168V192H167ZM192 193H193V192H192ZM192 193H190V194H192ZM194 193H195V198H196V199L190 197V196H194V195H190V196H189V195H186V196L191 198V199L188 198L190 201H192V200L194 199V200H196L197 202L200 203V201H199V200H200V199H199L200 196L197 195V194H199V193H197L196 191H195ZM196 193H197V194H196ZM205 193H206V192H205ZM213 193H214V192H213ZM35 194H36V193H35ZM65 194H66V193H64V195H65ZM67 194L65 195L66 197H67ZM79 194H77V195H79ZM82 194H83V193H82ZM89 194H90V193H89ZM93 194H94V193H93ZM96 194H95V195H96ZM111 194H112V193H111ZM153 194H154V193H153ZM159 194H160V193H159ZM173 194H174V193H173ZM182 194L184 195V193H182ZM182 194H181V196H182L183 198H185L184 200H186V203H188V202H187V201H188L187 198L185 197V195L183 196ZM187 194H189V193H187ZM201 194H202V193H201ZM201 194H200V195H201ZM215 194H216V192H215ZM219 194H220V193H219ZM227 194H228V193H227ZM232 194H233V193H232ZM234 194H236V193H234ZM241 194H244V195L246 196L245 193H242V192H241ZM249 194H250V193H249ZM41 195H42V194H41ZM57 195H58V194H57ZM60 195H63V194L61 193ZM60 195H59V196H60ZM64 195H63V197H64ZM69 195H70V194H69ZM69 195H68V197H69ZM129 195H130V194H129ZM134 195H135V194H134ZM137 195H138V194H137ZM161 195H162V194H161ZM196 195H197V196H196ZM206 195H208V194H206ZM209 195H210V194H209ZM221 195H222V193H221ZM237 195H238V194H237ZM244 195H243V196H244ZM254 195L258 196L256 193H254ZM254 195H253V196H254ZM260 195H261V194H260ZM48 196H49V195H48ZM50 196H51V195H50ZM81 196L79 195L78 198H80ZM90 196H91V195H90ZM90 196H89V197H90ZM114 196H115V194H114ZM144 196H146V195H144ZM164 196H165V195H164ZM243 196H242V197H243ZM248 196H249V195H248ZM253 196H251V197L249 196V197H250V198L248 197L249 200H247V196H246V197H245V200H244L245 203H249V201L252 200L251 198H252ZM256 196H255V197H256ZM56 197H57V196H56ZM60 197H61V200H60L61 202H60V204L57 203V202H59L58 198H56V202H55V199H54V198L52 199V201L54 200V203H52V204L55 205L56 209H57V204H58V207H60L59 205L62 204V205H61L62 208H61V207H60L61 209L58 208V209L60 210V211L58 210V212H57L58 215L60 216V218L58 217V219H62V215L64 214V211H63V210H64V209H65V210L67 209L66 206H64V205L66 204L65 202L67 201V206H68V205H69L68 203L71 202L70 200H72V198H74V197H72V196H71L72 198H68V197L66 198V197H64V198H63V202H64V203H63V202H62V196H60ZM84 197L81 198V199H84ZM115 197H116V196H115ZM141 197H142V196H141ZM147 197H148V196H147ZM159 197H160V196H159ZM173 197H174V196H173ZM177 197H180V196L178 195ZM201 197H202V196H201ZM221 197H222V196H221ZM65 198H66L67 200H66ZM96 198H97V197H96ZM132 198H133V197H132ZM145 198H146V197H145ZM149 198H152V197H149ZM180 198H181V197H180ZM202 198H204V197H202ZM226 198H227V197H226ZM233 198H234V197H233ZM238 198H240V200H242L241 197L238 196ZM260 198H261V197H260ZM38 199H40V201H41V198H38ZM68 199H69V201H68ZM81 199H79V200H81ZM91 199H92V198H91ZM142 199H143V198H142ZM153 199H154V198H153ZM164 199H165V198H164ZM175 199H176V198H175ZM221 199H222V198H221ZM224 199H225V197H224ZM243 199H244V198H243ZM42 200H44V198H42ZM57 200H58V201H57ZM65 200H66V201H65ZM77 200H78V199H77ZM77 200H76V203L79 202V201L77 202ZM85 200H84V201H85ZM89 200H90V199H89ZM114 200H115V199H114ZM138 200H139V199H138ZM148 200H150V199H148ZM181 200H182V199H181ZM181 200H180V201H181ZM184 200L182 201V203L180 202V203L183 204V205H184V203H183ZM201 200H202V199H201ZM217 200H219V199H217ZM45 201H46V200H45ZM45 201H42V202H44V206H46V204L48 205V203H49V202L46 203ZM72 201L75 202L74 199H73ZM82 201H83V200H82ZM82 201H80V202H82ZM84 201H83V204H85ZM157 201H158V198H157ZM159 201H160V200H159ZM172 201H173V200H172ZM190 201H189V203H188L187 205H189L190 203L192 204V203L194 202V201H192V202H190ZM196 201H195V202H196ZM202 201H203V200H202ZM204 201H205V200H204ZM204 201H203V202H204ZM221 201H222V200H221ZM244 201H243V203H244ZM247 201H248V202H247ZM37 202H38V201H37ZM101 202H102V201H101ZM161 202H162V201H161ZM195 202H194V203H195ZM197 202L195 203V205H194V203H193V204H192V207L189 206L190 208H189V207L187 208V210L190 209V210H188L189 212H192V213H190V214L187 213V214H189V216L192 215L193 213H196V214H194L195 216L193 215V217H194V218H192L193 220H194V219H197L196 217H200V214L197 215V212H193V210H194V211H197V209H199V208L202 207V206H201V207H197V206H199V204H197ZM209 202H210V205L213 204V203H211V201H209ZM218 202H219V201H218ZM45 203H46V204H45ZM56 203H57V204H56ZM104 203H105V202H104ZM147 203H148V202H147ZM173 203H174V201H173ZM178 203H179V202H178ZM220 203L222 204V202H220ZM49 204H50V203H49ZM71 204H73V203H71ZM83 204H82V205H83ZM87 204H88V203H87ZM141 204H142V203H141ZM149 204H150V203H149ZM171 204H172V203H171ZM196 204H197V205H196ZM215 204H216V203H215ZM225 204H226V203H225ZM37 205H38V204H37ZM39 205H40V204H39ZM80 205H81V204H80ZM82 205H81V206H82ZM103 205H104V204H103ZM105 205H106V204H105ZM145 205H146V204H145ZM174 205H175V204H174ZM174 205H173V206H174ZM178 205H180V204H177V207L175 206V208H178ZM183 205H182V206H183ZM187 205H186V207H187ZM217 205H219V204H217ZM63 206H64L65 208H64ZM81 206H80V208H82ZM110 206H111V205H110ZM141 206H142V205H141ZM194 206H196V207H195L196 209L194 208ZM212 206L214 207V208H213V207H212V208L215 209V205H212ZM224 206H225V205H224ZM261 206H262V205H261ZM53 207H54V206H53ZM70 207H71V206H70ZM70 207H69V208H70ZM77 207H79V206H77V205H73V206H72L73 209H74V208H77ZM84 207H86V205H85ZM84 207H83V208H84ZM139 207H140V206H139ZM153 207H154V206H153ZM186 207L183 206L182 209H184V208L186 209ZM263 207H264V206H263ZM69 208H68V210L72 209V208H70V209H69ZM88 208H89V207H88ZM90 208H91V207H90ZM140 208H141V207H140ZM148 208H149V207H148ZM154 208H155V207H154ZM170 208H172L171 205H170ZM173 208H174V207H173ZM191 208H192V209H191ZM193 208H194V209H193ZM218 208H219V207H217L216 209H218ZM52 209H54V208H52ZM73 209H72L71 212H73ZM115 209H116V208H115ZM259 209H260V208H259ZM259 209H258V210H259ZM75 210H78V208H77V209H74V212H75ZM98 210H99V209H98ZM100 210H101V209H100ZM107 210H108V209H106V211H107ZM117 210H118V208H117ZM119 210H120V209H119ZM150 210H151V209H149L148 211H150ZM153 210H154V209H153ZM164 210H165V209H164ZM168 210H170V209H168ZM172 210H173V209H172ZM178 210H180V209H178ZM191 210H192V211H191ZM221 210H222V209H221ZM262 210H263V208H262ZM61 211H63V214L60 213ZM143 211H144V210H143ZM156 211H157V209H156ZM158 211H160V210H158ZM175 211H176V212H179V211H177V210H175ZM199 211H200V209H199ZM215 211H216V210H215ZM219 211H220V209H219ZM219 211L217 210L218 213H220ZM224 211H225V210H224ZM253 211H255V210H253ZM66 212H67V211H65V213H66ZM115 212H116V211H115ZM132 212H133V211H132ZM134 212H135V211H134ZM151 212H152V211H151ZM151 212H150V213H151ZM153 212H154V211H153ZM161 212H162V211H161ZM163 212H165V211H163ZM169 212H170V211H169ZM182 212H183V210H182ZM245 212H246V211H244V212L242 213V215L245 214ZM259 212H260V210H259ZM259 212H258V213H259ZM59 213H60V214H59ZM68 213H69V214H68ZM126 213H127V212H126ZM126 213H125V214H126ZM145 213H146V210H145ZM154 213H156V212H154ZM154 213H153V214H154ZM157 213H158V212H157ZM167 213H168V211H167ZM171 213H172V212H171ZM171 213H169V214H171ZM200 213H201V212H200ZM211 213H212V212H211ZM213 213H216V212L213 211ZM238 213H239V212H236V214H238ZM254 213H255V212H254ZM254 213H253V215H254ZM256 213H257V211H256ZM61 214H62V215H61ZM70 214H72V213H70V212H67V213H66L67 216H69ZM73 214H74V213H73ZM97 214H98V213H97ZM108 214H109V213H108ZM117 214H118V213H117ZM117 214H115V215H117ZM138 214H139V213H138ZM142 214H144V213H142ZM147 214H148V213H147ZM151 214H152V213H151ZM169 214H168V216H167L168 218L171 217ZM175 214H176V213H175ZM183 214H184V213H183ZM187 214L185 213V215H187ZM201 214H202V213H201ZM216 214H217V213H216ZM216 214H214V215H216ZM249 214H250V213H249ZM249 214H248V215H249ZM260 214H261V213H260ZM64 215H65V214H64ZM66 215H65V218H64V216H63V219H65V220H66ZM99 215H100V214H99ZM106 215H107V214H106ZM118 215L121 216L122 213H121V214L119 213ZM118 215H117V217H118ZM133 215H135V214H131V216H133ZM139 215H140V214H139ZM155 215H157V214H155ZM161 215H162V214H161ZM166 215H167V214H166V212H165V217H166ZM178 215H179V214H178ZM231 215H234V214H231ZM238 215H241V214L239 213ZM238 215H237V216H238ZM248 215H247V216H248ZM255 215H256V214H255ZM255 215H254V216H255ZM257 215H259V214H257ZM262 215H263V214H262ZM112 216H113V215H112ZM131 216H130V217H131ZM135 216H136V215H135ZM135 216H134V217H135ZM169 216H170V217H169ZM175 216H177V214H176ZM179 216H181V215H179ZM179 216H177V218H178ZM189 216H187V217H188V218H191V217H189ZM208 216H209V214H208ZM211 216H213V215L211 214ZM211 216H210V217H211ZM216 216H219V215L217 214ZM249 216H250V215H249ZM251 216H252V215H251ZM251 216H250V217H251ZM254 216H253V217H254ZM69 217H70V216H69ZM94 217H95V216H94ZM107 217H108V216H107ZM107 217H106V218H107ZM139 217H141V215H140ZM142 217H143V216H142ZM142 217H141V220L143 219ZM144 217H145V216H144ZM147 217H148V216H147ZM161 217L163 218V216H161ZM161 217H158V219L161 218ZM187 217H186V218H187ZM231 217H233V216H231ZM231 217L229 216V218H231ZM238 217H239V216H238ZM243 217H244V216H243ZM255 217H256V216H255ZM255 217H254V219H255ZM260 217H261V216H260ZM112 218H113V217H112ZM112 218H110V219H112ZM152 218H153V216H152ZM152 218H151V221H152ZM172 218H173V217H172ZM172 218H171V219H172ZM174 218H176V217H174ZM218 218H219V219H218ZM218 218H217L218 221H222V220H220V216H219ZM235 218H237V217H234L233 219L235 220ZM248 218H249V217H248ZM258 218H259V216H258ZM67 219H68V218H67ZM104 219H105V218H104ZM115 219H118V218L115 217ZM123 219H124V217H123ZM125 219H128V218H125ZM132 219L134 220L133 217H132ZM137 219H138V218H137ZM145 219H146V218H145ZM147 219H148V218H147ZM147 219H146V220H147ZM153 219H154V218H153ZM166 219H167V218H166ZM180 219H181V218H180ZM180 219H179V220H180ZM199 219H200V218H199ZM207 219H208V218H207ZM231 219H232V218H231ZM233 219H232V220L229 219V222H230V223H235V221H234ZM240 219H241L240 221H242V220H244L245 218L242 219V217H241ZM259 219H260V218H259ZM97 220H98V219H97ZM106 220H107V219H106ZM118 220H119V219H118ZM129 220H130V218H129ZM133 220H132V221H133ZM146 220H144V222H145ZM156 220H157V218H156ZM167 220H169V219H167ZM167 220H166V221H167ZM184 220H185V218H184ZM184 220H183V218H182V221H184ZM189 220H190V219H189ZM205 220H206V219H205ZM223 220H224V219H223ZM225 220H226V219H225ZM225 220H224V221H225ZM247 220H248V219H247ZM247 220H246L245 222H248L249 220H252V218L249 219L248 221H247ZM256 220H257V217H256ZM256 220H255V221H256ZM69 221H70V219H69ZM134 221H135V220H134ZM142 221H143V220H142ZM158 221H159V220H158ZM158 221H156V222H158ZM164 221H165V220H164ZM166 221H165V222H166ZM172 221H173V219H172ZM172 221H171V222H172ZM174 221H175V220H174ZM187 221H188V219H187ZM187 221H186V223H187ZM196 221H200V220H196ZM216 221H217V220H216V217H215V222H214V221H213V222L210 221L211 224H210L209 222H207V223L210 224L209 226L214 227V226L216 225V224H215ZM232 221H234V222H232ZM236 221H238V220H236ZM240 221H238V222H240ZM115 222H116V221H115ZM136 222H138V221H136ZM139 222H140V221H139ZM139 222H138V223H139ZM146 222H147V221H146ZM159 222H160V221H159ZM159 222H158V224H159ZM161 222L164 223V222H163V219H162ZM177 222H178V221H177ZM194 222H195V220H194ZM194 222H193V223H194ZM205 222H206V221H205ZM222 222H223V221H222ZM227 222H228V221H227ZM242 222H243V221H242ZM100 223H101V222H100ZM113 223H114V222H113ZM117 223H119V222H117ZM121 223H122V221H121ZM125 223H126V222H125ZM134 223H135V222H134ZM169 223H170V222H169ZM190 223H191V222H190ZM193 223H192V224H193ZM212 223H214L215 225H212ZM230 223H229V224H230ZM252 223H253V222H252ZM254 223H255V222H254ZM141 224H142V223H141ZM160 224H161V223H160ZM165 224H166V223H165ZM192 224H190V225H192ZM197 224H199V223H197ZM219 224H220V222H219ZM223 224H225V223H223ZM223 224H222V225H223ZM240 224H241V222H240ZM248 224H249V223H248ZM63 225H64V224H63ZM68 225H71V224H68ZM99 225H100V224H99ZM105 225H106V223H105ZM112 225H113V224H112ZM138 225H139V224H138ZM154 225H155V224H154ZM156 225H157V224H156ZM167 225H168V224H167ZM170 225H171V224H170ZM185 225H186V224H185ZM187 225H189V224H187ZM187 225H186V227H187ZM217 225H218V222H217ZM222 225H221V226H222ZM244 225H246V223H244ZM250 225H251V224H250ZM101 226H102V225H101ZM121 226H122V225H121ZM121 226H120V227H121ZM126 226H127V228H129L128 225H126ZM131 226H132V225H131ZM172 226H173V225H172ZM182 226H184V225H182ZM218 226H219V225H218ZM223 226H224V225H223ZM233 226H234V228H235L237 225L235 226V224H234ZM239 226H240V225H239ZM242 226H243V225H242ZM67 227H68V226H67ZM137 227H138V226H137ZM137 227H135V228H137ZM146 227H149V226L146 225ZM188 227H189V226H188ZM207 227H208V225H207ZM212 227H211V228H212ZM237 227H238V226H237ZM249 227H250V229H251V226H249ZM249 227H247L248 230H249ZM109 228H110V227H109ZM142 228H144V226H143ZM152 228H153V227H152ZM169 228H170V227H169ZM169 228H168V230H170ZM174 228H175V227H174ZM176 228H177V227H176ZM201 228H202V227H201ZM234 228H233V229H234ZM239 228H243V227L240 226ZM239 228H238V229H239ZM116 229H117V228H116ZM122 229H123V228H122ZM160 229H161V228H159V230H160ZM166 229H167V228H166ZM171 229H172V228H171ZM178 229L180 230V229H182V228L178 227ZM184 229H186V228H184ZM187 229L189 230V228H187ZM190 229H191V227H190ZM226 229H227V228H226ZM235 229H236V228H235ZM235 229H234V230H235ZM238 229H237V230H238ZM253 229H254V228H253ZM117 230H118V229H117ZM140 230H141V229H140ZM162 230H163V229H162ZM162 230H161V231H162ZM176 230H177V229H176ZM213 230H214V229H213ZM216 230H217V229H216ZM240 230H241V229H240ZM240 230H239V231H240ZM100 231H101V230H100ZM119 231H120V230H119ZM127 231H128V230H127ZM127 231H126V232H127ZM130 231H131V230H130ZM211 231H212V230H211ZM241 231H242V230H241ZM244 231H245V230H244ZM116 232H117V231H116ZM159 232H160V231H159ZM162 232H163V231H162ZM179 232H180V234H181V233H182V230H180ZM179 232L177 231V234H178V235H179ZM230 232H231V231H230ZM235 232H236V230H235ZM248 232H249V231H248ZM94 233H95V232H94ZM101 233H102V232H101ZM120 233H121V232H120ZM137 233H138V232H137ZM137 233H136V234H137ZM165 233H166V232H165ZM188 233H189V231H188ZM198 233H199V232H198ZM219 233H220V232H219ZM242 233H243V232H242ZM105 234H106V233H105ZM109 234H110V232H109ZM122 234H124V233H122ZM138 234H139V233H138ZM168 234H169V233H168ZM168 234H167V235H168ZM173 234H174V233H173ZM173 234H172L171 236H173ZM186 234H187V233H186ZM201 234H202V233H200L199 235H201ZM230 234H231V233H230ZM232 234H233V233H232ZM244 234L247 235V233H245V232H244ZM100 235H101V234H100ZM111 235H112V234H111ZM117 235H118V234H117ZM126 235H127V234H126ZM167 235H166V236H167ZM178 235H177V236H178ZM191 235H192V234H191ZM235 235H236V234H235ZM239 235H242V234H239ZM248 235H249V234H248ZM248 235H247V237H248ZM108 236H109V235H107V237H108ZM132 236H133V235H132ZM138 236H139V235H138ZM140 236H141V235H140ZM150 236H151V235H150ZM150 236H149V237H150ZM159 236H160V235H159ZM171 236H170V237H171ZM185 236H186V235H185ZM188 236H189V234H188ZM194 236H195V235H194ZM201 236H202V235H201ZM204 236H205V235H203L202 237H204ZM208 236H211V234L208 235ZM227 236H228V235H227ZM229 236H230V235H229ZM252 236H254V235H250V236H249V239H250V238H251V240L254 239V238H252ZM91 237H92V236H91ZM110 237H111V236H110ZM129 237H130V236H129ZM146 237H147V236H146ZM167 237H168V236H167ZM167 237H166V238H167ZM181 237H182V236H180V238H181ZM202 237H201V238H202ZM222 237H223V236H222ZM235 237H236V236H235ZM239 237H240V236H239ZM243 237H244V235H242V238H243ZM255 237H256V236H255ZM257 237H258V236H257ZM143 238H144V236H143ZM147 238H148V237H147ZM155 238H156V237H155ZM174 238H176V237H174ZM174 238H173V239H169V238H168V239H169V240H174ZM197 238H199V237H197ZM201 238H200V240H201ZM204 238H205V237H204ZM208 238L211 239L210 237H208ZM118 239H119V238H118ZM148 239H149V238H148ZM153 239H154V238H153ZM176 239H177V238H176ZM192 239H193V238H192ZM194 239H196V238H194ZM194 239H193V241L191 240L192 243H193L194 241H195V244H196L197 242H199L197 239H196V240H194ZM206 239H207V238H206ZM209 239H207V240H209ZM214 239H215V236H214ZM220 239H221V238H220ZM225 239H226V238H225ZM230 239H231V238H230ZM256 239H257V238H256ZM91 240H92V239H91ZM100 240H101V239H100ZM103 240H104V239H103ZM111 240H112V239H111ZM155 240H156V239H155ZM158 240H159V239H158ZM163 240H164V239H163ZM179 240H180V239H179ZM187 240H188V242H189V239H187ZM187 240H186V241H187ZM207 240H205V241L203 240V241H204V242H207ZM215 240H216V239H215ZM227 240H228V239H227ZM251 240H250V242H253V243L255 244L254 240H253V241H251ZM166 241H167V240H166ZM175 241H176V240H175ZM177 241H178V240H177ZM196 241H197V242H196ZM209 241H210V240H209ZM212 241H213V239H212ZM236 241H237V240H236ZM239 241L241 242V240H239ZM246 241H247V244H248L249 241H248L247 239H246ZM255 241H256V240H255ZM89 242H90V241H89ZM107 242H108V240H107ZM124 242H125V241H124ZM163 242H164V241H163ZM169 242H170V241H169ZM179 242H180V241H179ZM218 242H219V241H218ZM222 242H223V240H222ZM72 243H73V242H72ZM109 243H110V242H109ZM152 243H153V242H152ZM177 243H178V242H177ZM192 243L190 242V243H188V244L190 245V244H192ZM202 243H203V242H202ZM202 243H201V244H202ZM50 244H51V243H50ZM57 244H58V243H57ZM91 244H92V242H91ZM91 244H90V245H91ZM106 244H107V243H106ZM111 244H112V243H111ZM135 244H136V243H135ZM135 244H134V245H135ZM160 244H161V242H160L158 245H160ZM170 244H171V243H170ZM172 244H173V243H172ZM172 244H171V245H172ZM175 244H176V242H175ZM179 244H180V243H179ZM188 244L186 243V245H188ZM208 244H209V243H208ZM211 244L213 245V242H211ZM221 244H222V243H221ZM250 244H251V243H250ZM256 244H259V243L256 242ZM78 245H79V244H78ZM127 245H128V244H127ZM142 245H143V244H142ZM163 245H165V244H163ZM163 245H162V246H163ZM205 245H206V244H205ZM218 245H219V244H218ZM230 245H231V244H230ZM248 245H249V244H248ZM122 246H123V245H122ZM128 246H129V245H128ZM147 246H148V245H147ZM155 246H156V245H155ZM160 246H161V245H160ZM166 246H167V245H166ZM173 246H174V245H173ZM176 246H177V245H176ZM183 246H184V245H183ZM194 246H195V245H194ZM196 246H197L196 248H194L193 246H192V248L197 249V250H202V249H199V248H200L199 244H196ZM202 246H204V245H202ZM210 246H211V245H210ZM216 246H217V245H216ZM239 246H240V245H239ZM245 246H246V245H245ZM252 246H253V245H252ZM256 246H257V245H256ZM91 247H92V246H91ZM120 247H121V246H120ZM120 247H119V248H120ZM131 247H132V246H131ZM168 247H169V246H168ZM170 247H171V246H170ZM179 247H180V246H179ZM189 247H190V246H189ZM189 247H188V250H189ZM208 247H209V245H208ZM211 247H212V246H211ZM211 247H210V248H211ZM224 247H225V246H224ZM224 247H223V248H224ZM247 247H248V249H249V246H247ZM253 247H254V246H253ZM92 248H93V247H92ZM121 248H122V247H121ZM124 248H125V247H124ZM126 248H127V247H126ZM150 248H151V247H150ZM185 248L187 249V247H185ZM192 248H191L190 250H192ZM201 248H202V247H201ZM204 248H206V247L204 246ZM212 248H213V247H212ZM212 248H211V251H212V252H210V253L213 254V252H214L213 249H214L215 247H214L213 249H212ZM225 248H226V247H225ZM241 248H243V247L241 246ZM250 248H251V247H250ZM255 248H258V246L255 247ZM142 249H143V247H142ZM153 249H154V248H153ZM166 249H167V248H166ZM183 249H184V248H183ZM194 249H193V250H194ZM206 249H208V248H206ZM215 249L217 250V248H215ZM230 249H231V248H230ZM246 249H247V248H246ZM246 249H245V250H246ZM248 249H247V251H248ZM87 250H88V249H87ZM101 250H102V249H101ZM115 250H116V249H115ZM122 250H124V249H122ZM125 250H126V249H125ZM132 250H133V249H132ZM172 250H173V249H172ZM172 250H171V251H172ZM188 250H187V252H188ZM190 250H189V251H190ZM250 250L253 251V249H250ZM92 251H93V250H92ZM103 251H104V250H103ZM120 251H121V250H120ZM120 251H119V252H120ZM136 251H137V250H136ZM139 251H140V250H139ZM171 251H168V252H171ZM206 251L209 252V250H206ZM65 252H66V251H65ZM145 252H147V251H145ZM172 252H173V251H172ZM194 252H196V253H195V255H196V254H197V251H194ZM194 252H193V253H194ZM215 252L217 253V251H215ZM218 252H219V250H218ZM228 252H229V251H228ZM245 252H246V251H245ZM89 253H90V252H89ZM132 253H133V252H132ZM134 253H135V252H134ZM137 253H138V252H137ZM139 253H140V252H139ZM142 253H143V252H142ZM160 253H162V252H160ZM163 253H164V252H163ZM182 253H183V251H182ZM190 253H191V252H190ZM202 253H203V250H202ZM204 253H206V252H204ZM222 253H223V252H222ZM222 253H221V254H222ZM246 253H247V252H246ZM84 254H85V253H84ZM113 254H115V253H113ZM123 254H124V253H123ZM148 254H149V253H148ZM148 254H147V256H150V255H148ZM158 254H159V253H158ZM187 254H189V253H187ZM199 254H200V253H199ZM214 254H215V253H214ZM225 254H226V253H225ZM88 255H89V254H88ZM106 255H107V253H106ZM134 255H135V254H134ZM145 255H146V254H145ZM162 255H163V254H162ZM192 255H193V254H192ZM200 255H201V254H200ZM202 255H203V254H202ZM216 255H217V254H216ZM259 255H260V254H259ZM259 255H258V256H259ZM261 255H262V254H261ZM60 256H61V255H60ZM112 256H113V255H112ZM115 256H116V255H115ZM136 256H137V254H136ZM139 256H140V255H139ZM163 256H165V255H163ZM177 256H178V255H177ZM196 256H197V255H196ZM210 256L212 257L213 255L210 254ZM214 256H215V255H214ZM132 257H133V256H132ZM157 257L160 258V256H157ZM200 257H201V256H199V258H200ZM206 257H207V256H205V258H206ZM215 257H216V256H215ZM238 257H239V256H238ZM238 257H237V258H238ZM261 257H262V256H261ZM82 258H83V257H82ZM133 258H134V257H133ZM175 258H176V257H174L173 259H175ZM177 258H178V257H177ZM181 258H182V257H181ZM191 258H192V257L190 256V260H191ZM194 258H195V257H194ZM207 258H208V257H207ZM219 258H220V257H219ZM74 259H75V258H74ZM129 259H130V258H129ZM147 259H148V258H147ZM162 259H163V258H162ZM162 259H161V260H162ZM201 259H202V261L204 260L203 257L200 258V261H201ZM215 259H217V258H215ZM215 259H214V261H216ZM130 260H131V259H130ZM139 260H140V259H139ZM156 260H157V259H156ZM166 260H167V259H166ZM170 260H172V257H171ZM183 260H184V259H183ZM183 260H181V261H183ZM205 260H206V259H205ZM205 260H204V261H205ZM210 260L212 261V259H210ZM238 260H239V259H238ZM41 261H42V260H41ZM105 261H106V260H105ZM132 261H133V260H132ZM132 261H131V262H132ZM144 261H145V259H144ZM153 261H154V259H153ZM157 261H158V260H157ZM179 261H180V260H179ZM194 261H195V259H194ZM79 262H80V261H79ZM120 262H122L121 259H120V260L118 259V263H120ZM125 262H126V261H125ZM125 262H124V264H125ZM129 262H130V261H129ZM129 262H126V263L130 264ZM137 262H138V261H137ZM160 262H161V261H160ZM162 262H164V261H162ZM191 262H193V261H191ZM209 262H210V261H209ZM224 262H225V261H224ZM115 263H116V262H115ZM118 263H117V264H118ZM143 263H144V262H143ZM152 263H153V262H152ZM152 263H151V264H152ZM154 263L156 264V261H155ZM154 263H153V264H154ZM181 263H182V262H181ZM181 263H179V264H181ZM189 263H190V261H189ZM218 263H219V262H218ZM111 264H112V263H111ZM120 264H121V263H120ZM145 264H146V263H145ZM157 264H158V262H157ZM160 264H161V263H160ZM173 264H174V263H173ZM182 264H183V263H182ZM185 264H186V263H185ZM192 264H193V263H192ZM195 264H196V263H195ZM204 264H205V263H204ZM212 264H213V262H212ZM214 264H215V263H214ZM240 264H241V263H240Z\"/></svg>",
  "mask_w": 264,
  "mask_h": 264
}]
</instances>
